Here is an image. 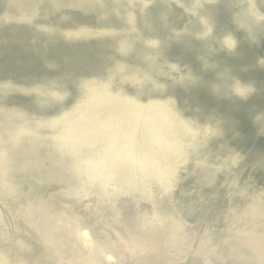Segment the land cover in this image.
<instances>
[{
  "label": "water",
  "instance_id": "water-1",
  "mask_svg": "<svg viewBox=\"0 0 264 264\" xmlns=\"http://www.w3.org/2000/svg\"><path fill=\"white\" fill-rule=\"evenodd\" d=\"M192 1L0 0V30L28 28L46 44L114 43L103 75L0 82L1 100L29 96L38 110L0 107V264H264V156L248 163L247 151L227 144L236 130L175 96L202 86L233 105L264 99V89L226 72L208 85L166 54L189 38L209 55L241 57L244 40L264 43V0ZM158 2L182 16L166 40L142 34L138 21ZM215 7L237 10L233 31L218 38L204 14ZM75 13L121 25L60 26ZM249 68L264 72V55ZM123 102L124 118L111 116ZM137 105L145 120L132 115ZM255 121L253 139H264V120ZM76 126L85 131L74 135Z\"/></svg>",
  "mask_w": 264,
  "mask_h": 264
},
{
  "label": "bare ground",
  "instance_id": "bare-ground-1",
  "mask_svg": "<svg viewBox=\"0 0 264 264\" xmlns=\"http://www.w3.org/2000/svg\"><path fill=\"white\" fill-rule=\"evenodd\" d=\"M184 1L188 5L193 2L192 0ZM108 3H110V0H107V4ZM1 9H3V7L0 3V10ZM236 11L237 10L234 8L222 9V7H215L204 12L206 16L211 19L214 18L215 36L217 38L225 33L233 31L231 22L235 18ZM163 15H168L165 25L161 20ZM181 18V13L177 10L171 12L169 16L167 6L162 2H158L154 9L145 12L138 21H140L139 25L142 34L150 37L156 36L162 40H166L168 29L170 27L177 28L181 26V23H183ZM54 21L56 23L55 19L52 20V22ZM79 24L119 26L121 25V21L110 20L103 22L92 16L87 17L75 13L72 14L70 21L60 23V26L64 28ZM192 25L194 29H200L196 24ZM146 26L150 28L148 27L149 29H146ZM238 36L243 37L240 34H238ZM109 46H114V43L112 41L104 43L90 42L89 44L82 43L69 46L59 42L52 43L50 41V43L46 44L43 36L35 35L28 28H4L0 30V82L10 81L24 87L33 85L44 87L51 81L58 82V79L62 78L64 73L74 77H87L91 76V74L95 76L97 74L103 75L105 70L112 65V61L106 57L109 53L107 50H110ZM135 50H138L137 52L139 54V46H136ZM166 50L168 57L175 59L176 62L185 63L193 73L202 75L204 81L208 85H219L222 81L220 77L226 72L227 77L236 76L244 83L254 82L264 89V72L262 70L249 68L258 55H264V43H260L258 46H250L246 40H244L241 50H239L242 56L239 58L224 56L221 53L209 55L201 43L189 38L172 43L171 47ZM104 54L105 58H103ZM203 59H206L208 62H213V64H215L214 69L211 71L203 70ZM133 61L135 64H139L137 59ZM49 64H53L54 67L49 69L47 67ZM244 67L248 69L241 71ZM72 84H74V82H72ZM209 90L210 89L202 86H196L189 93H186L183 89L176 88L175 96L182 102L187 101L190 106L200 107V110H202L201 113L198 114L200 119L216 116L225 120L228 124L227 127L225 126L226 131L230 133L236 130L240 135L238 140H230L227 144L233 148L247 151L248 163L253 164L258 156H264V139H253L255 132L261 126L259 122L255 121V117L260 116L264 120V99L257 97L246 102H236L232 105L229 101L219 96L216 97L212 91ZM32 101L31 97L18 94L4 100L0 99V107H14L35 113L38 110L32 105ZM126 104L127 103L123 102L122 105L116 106L112 110L111 116H113L112 114L115 112L117 117L122 116V118H124L123 115L125 116V112H127V110H125ZM135 107L138 112H134L132 115L139 113L140 118L145 120V117L141 115V109L144 107L139 105ZM54 111L53 108L43 110L42 115L51 114L54 113ZM117 112L119 113L117 114ZM234 122L236 124L235 127L232 126ZM90 125L91 121H89V126ZM80 128L81 127L76 126L73 134H77L78 131H85L83 129L80 130ZM121 154H119V159L123 161L120 156L123 158L124 153ZM115 159H118L117 155ZM117 164L118 163H115L114 165L115 170H119L116 166ZM110 167L113 169V164ZM119 171L122 170L120 169ZM258 177L259 179L257 181L260 184H264L263 170H258Z\"/></svg>",
  "mask_w": 264,
  "mask_h": 264
}]
</instances>
